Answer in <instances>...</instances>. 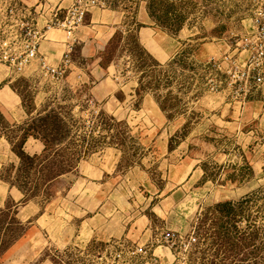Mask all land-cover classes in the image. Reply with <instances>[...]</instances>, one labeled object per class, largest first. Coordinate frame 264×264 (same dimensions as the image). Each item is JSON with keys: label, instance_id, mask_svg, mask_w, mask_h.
Instances as JSON below:
<instances>
[{"label": "rangeland", "instance_id": "obj_1", "mask_svg": "<svg viewBox=\"0 0 264 264\" xmlns=\"http://www.w3.org/2000/svg\"><path fill=\"white\" fill-rule=\"evenodd\" d=\"M92 1L60 83L38 62L15 71L11 59L36 31L58 65L68 43L53 15ZM113 12L123 15L118 30ZM253 12V0H0V264L30 227L13 218L17 191L41 207L42 240L55 242L31 264H112L98 256L126 244L122 230L136 222L148 225L141 245L195 231L191 264H264V92L258 109L231 104L209 91L199 63L207 45L219 55L205 59L235 54L232 33L252 31ZM108 81L117 91L105 100L96 92ZM186 162L198 163L194 173Z\"/></svg>", "mask_w": 264, "mask_h": 264}, {"label": "built area", "instance_id": "obj_2", "mask_svg": "<svg viewBox=\"0 0 264 264\" xmlns=\"http://www.w3.org/2000/svg\"><path fill=\"white\" fill-rule=\"evenodd\" d=\"M253 2V30L245 32L243 36L232 33L231 40L235 39L236 53L220 59H211L203 65L209 91L224 94L231 104L240 106L247 104L256 93L264 89V0ZM96 5L99 6L97 1H92L89 5L75 4L66 10L64 16H60L58 12L53 15L51 27L59 28L74 39L68 44V50L58 65L50 64L47 57L41 53L45 35L42 31H36L24 42V53L11 59L10 64L15 71L23 74L29 66L38 62L43 77L60 83L72 66L76 33L85 22L89 7ZM197 245L195 231L190 236H182L176 231L165 230L146 244L120 242L116 244L115 250L106 255L100 254L98 259L104 261L105 257L111 258L112 264H165L163 257L156 255L158 250L165 249L173 257L171 264H191L189 257Z\"/></svg>", "mask_w": 264, "mask_h": 264}, {"label": "crops", "instance_id": "obj_3", "mask_svg": "<svg viewBox=\"0 0 264 264\" xmlns=\"http://www.w3.org/2000/svg\"><path fill=\"white\" fill-rule=\"evenodd\" d=\"M109 17L110 18H108V20L112 19V25H114L116 27L114 30H118L122 26L123 15L121 13H118V12H113V15H110ZM143 19L149 20V18H147V13L145 14V16H143ZM144 29L145 28H143L139 32L140 38L142 37L143 40L146 41L150 45L152 43V41L149 38V36L147 35L148 31L144 30ZM143 30H144V32L142 34ZM148 30L151 31V29H149V28H148ZM207 46H209L208 51L207 50H205V51H206V53L207 52L208 53H207V55L205 54V56L204 55L199 56V61H200L199 63H206L210 59H213V58H209V59H205V58L219 55V51H217L214 46H212V45H207ZM178 50L179 49L176 48L175 52L165 54V55H163V57H160V59L163 61H166V60L171 61L174 59V56L177 54ZM41 53L43 55H45L43 52H41ZM203 54H204V52H203ZM116 91H117V88L115 87V84L108 81L105 83V85L98 92H96V94L106 100V99L111 98L116 93ZM263 92H264V89L262 91L256 93L253 96V98L247 103L248 108L249 107H250V109L260 108L261 103L260 102H254V101L258 100V97H257L258 94H261ZM251 102H254L255 104L251 103ZM0 108L2 110L6 109L7 108L6 104L4 103L3 105H0ZM29 144H30V141H27V144H25V146H24L25 150L28 148ZM31 149L34 152L33 155L38 156L44 152L45 146H43L42 144H40L34 140L32 142ZM186 164H187L186 173H190L192 170L194 171L196 169L198 163L197 162L196 163H190L191 165H189L188 162H186ZM195 182H196V180L194 181V183ZM7 194L10 195V197L13 195L12 187L7 186ZM16 195L18 196V198L17 199L13 198V202H15L17 204V206L15 207L16 208L15 217L20 224L30 223V225H29L30 227L28 228L25 237L23 239H20L13 247H11V249H9L4 254L2 264H31V263L37 261V259L40 257L41 252H43L47 248L52 247L55 242L53 240H47V239H43L45 242L42 240V237H44V233L47 232V230L41 224L43 220H46L45 215H43V213H42L41 207H39L35 203L21 204L23 202V200L25 199L24 193L17 191ZM6 201L7 200H5V199L0 200V205H3V203ZM31 221H33L34 223H31ZM142 221L143 220H140V221H138V223L142 222ZM142 226L143 225H141V227ZM147 226L141 230L140 225L137 224V222H136L135 224H133L131 226L130 229H128V228L126 229V227H124V231L122 230V239H124L123 241H125L127 244H132V243L141 244V242L144 240V238L147 235V231H146ZM90 228L85 227L83 230V236H81L80 239L81 240L83 239L84 242H88L92 239L94 229L92 227H90ZM139 232H141V233H139ZM135 237H137L136 240H134ZM119 239H121V238H119ZM153 239H154L153 237L150 238L146 243L152 241ZM41 242H43V243H41ZM41 264H54V262L51 259H45L41 262Z\"/></svg>", "mask_w": 264, "mask_h": 264}, {"label": "bare ground", "instance_id": "obj_4", "mask_svg": "<svg viewBox=\"0 0 264 264\" xmlns=\"http://www.w3.org/2000/svg\"><path fill=\"white\" fill-rule=\"evenodd\" d=\"M82 25H83V24H82ZM66 39H67V43H68V44L74 40L72 37H69L67 34H66ZM65 74H66V73H65ZM64 77H65V76H64ZM228 197H229V196H228V194H226V193H225L224 195L221 196V198H224V199H225V198L227 199Z\"/></svg>", "mask_w": 264, "mask_h": 264}, {"label": "trees", "instance_id": "obj_5", "mask_svg": "<svg viewBox=\"0 0 264 264\" xmlns=\"http://www.w3.org/2000/svg\"><path fill=\"white\" fill-rule=\"evenodd\" d=\"M13 218H14V220H15V221H16V222L19 224V222L17 221V219H16L15 215H14V217H13ZM7 251H8V249L5 251V253H6ZM5 253H4V254H5ZM4 254H3V256H4Z\"/></svg>", "mask_w": 264, "mask_h": 264}]
</instances>
